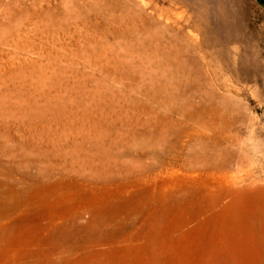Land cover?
Here are the masks:
<instances>
[{
	"label": "rangeland",
	"instance_id": "1",
	"mask_svg": "<svg viewBox=\"0 0 264 264\" xmlns=\"http://www.w3.org/2000/svg\"><path fill=\"white\" fill-rule=\"evenodd\" d=\"M0 264H264V10L0 0Z\"/></svg>",
	"mask_w": 264,
	"mask_h": 264
},
{
	"label": "crops",
	"instance_id": "2",
	"mask_svg": "<svg viewBox=\"0 0 264 264\" xmlns=\"http://www.w3.org/2000/svg\"><path fill=\"white\" fill-rule=\"evenodd\" d=\"M256 4L264 10V0H254Z\"/></svg>",
	"mask_w": 264,
	"mask_h": 264
}]
</instances>
